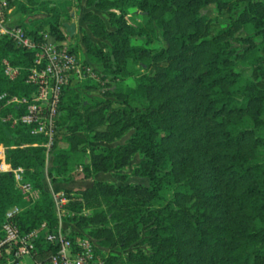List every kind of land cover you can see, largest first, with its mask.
Returning <instances> with one entry per match:
<instances>
[{"label":"trees","instance_id":"16d2710c","mask_svg":"<svg viewBox=\"0 0 264 264\" xmlns=\"http://www.w3.org/2000/svg\"><path fill=\"white\" fill-rule=\"evenodd\" d=\"M11 5L27 10L23 0ZM86 5L106 12V20L91 10L83 15L104 41L96 46L83 36L103 67L96 72L100 82L87 79L84 86L103 87L105 98L82 102L70 85L63 89L57 128L67 132V148L56 152L47 171L45 148L32 145L42 137L20 122L0 119L6 161L23 167L25 179L39 190L31 202L15 188L11 173L0 172V228L5 210L17 205L20 233L42 223L55 230L59 219L54 197L44 188L45 172L56 181L71 180L76 170L92 183L65 191L64 219L80 230L76 237L86 234L101 247L125 250L124 264H264V0H87ZM47 11L40 22L15 23L34 40L41 31L64 39L57 10ZM239 42L245 48L234 45ZM253 52L248 64L258 79L236 68ZM3 58L19 68L12 80L4 74ZM32 60V50L0 36V94L32 90L25 83ZM126 78L133 85H111ZM23 112L0 99V118ZM136 154L140 159L130 174L147 184L94 179L114 170L124 181L121 171ZM74 236L68 235L72 241ZM57 250L42 232L32 258L50 264ZM102 257L113 264L120 256Z\"/></svg>","mask_w":264,"mask_h":264},{"label":"built area","instance_id":"2783aa9c","mask_svg":"<svg viewBox=\"0 0 264 264\" xmlns=\"http://www.w3.org/2000/svg\"><path fill=\"white\" fill-rule=\"evenodd\" d=\"M15 0H0V36L11 39L17 48L32 50L33 60L25 78V83L32 86L26 95L0 94V99L6 105L24 107V112L15 116L8 113L1 116L2 121L12 125L20 122L29 126L32 135L42 137L40 143L45 148L47 161L52 148L56 145L59 130L57 119L59 103L63 89L73 81L87 78L100 82V78L92 67L84 64L72 51L67 41L55 39L48 32H40V40H34L26 35L20 25L12 22L10 15L13 10L11 3ZM4 74L14 79L19 74V68L12 66L6 58L2 59ZM6 147L0 144V172H9L13 176L15 188L24 194L27 200L33 202L39 198V190L33 188L25 179V171L21 166H12L5 158ZM58 215V225L55 230H48L45 223L39 228L24 234L20 233L14 222L21 208L11 205L4 212V221L0 228V264H18L23 258L30 257L35 249V241L44 232L47 241L57 244L58 250L50 259V264H91L94 261V243L89 237H76L72 241L63 232L60 221L59 204L53 194ZM33 264H39L33 261Z\"/></svg>","mask_w":264,"mask_h":264},{"label":"rangeland","instance_id":"374dc122","mask_svg":"<svg viewBox=\"0 0 264 264\" xmlns=\"http://www.w3.org/2000/svg\"><path fill=\"white\" fill-rule=\"evenodd\" d=\"M86 1L87 0H32V3H30L27 0H23V2L26 5L27 10L22 11L21 9L14 8L11 12L10 18L12 22L25 19V18L28 20V22H40L50 15V12L47 11L48 8H55L57 10L59 23L61 24L60 30L63 32V35L68 45L70 47L73 46L76 49L79 59L84 64H88L89 66H91L93 71L99 72V71H102L103 67L100 64L99 59L87 51V45L83 41V36L84 35L88 36L90 40H92L93 44H95L96 46H102L104 41L102 38L96 37L92 34L91 30L88 27V23L83 20V15L87 10H91L99 14L103 19L106 20V12L103 10L96 9L94 6H87ZM42 5H44V7H42ZM210 15L217 16L220 22H223L226 20L225 14H216V12L213 10H210ZM71 22L75 23V32L70 37L66 29L64 28L63 24L64 23L69 24ZM218 27H220V25L215 26V28H218ZM234 45L237 48H245V44L241 42L236 43ZM254 54L255 52L249 54L247 57L243 59H240L237 63L236 68L238 71H240V73L243 76L251 77L253 79H258L257 72L253 70L248 64L249 59ZM131 67L134 68L135 70H140L138 66H131ZM87 79H90V78H87ZM87 79H84V80L87 81ZM84 80H81V81L76 80L70 84L71 90L73 91V93H76L78 95V98L82 100V102H98L101 99L105 98L103 94V90H102L103 87L99 86L97 88H88L84 86L85 83H88V82H85ZM116 83H119L122 86H130V85H133V80L131 78H126L124 80H117L114 83H111V85L113 86ZM66 133L67 132L65 131V129H62L60 131L59 136L57 138L56 145L54 147V150L52 151L53 154H51L46 161V164H45L46 171H47V168L51 166L53 162L52 161L53 156L56 154V152L67 148V144L63 138V135H65ZM125 138L126 137L120 139L116 143L123 142ZM99 144L103 145L104 143H99ZM139 159H140V156L138 154L134 155L130 163L122 169L121 172L125 173V176H126L124 181L119 180L114 176V170H110L107 173H98L94 176V179L102 180L105 182H112L115 184H123V183L147 184V180L145 178H141L138 176L135 177L130 174L132 171L133 165ZM75 173H76V170H73L71 172V174L74 175L71 180H63L59 178L56 181H53L52 177L48 175L47 172H45L43 183H44V188L47 191H49L52 195L54 194L57 197V202L60 206L58 212L60 213V221H61V225L63 228V232L67 233V235L73 234L75 235L74 237L76 238L77 232H79L80 230L74 225L72 221L64 219L67 213V210L63 206L68 201L65 191L67 190L73 191L77 188H84L86 186H89L92 183V180L82 179L80 175L75 174ZM82 237H89V236L86 234H83ZM93 242L95 245L96 256L94 258V261L91 264H105L102 256L107 257L109 254H116L120 256L116 261H114L113 264H124V257L126 255L125 250L120 251V250L101 247L95 239L93 240ZM138 247L141 248L143 251L148 252L147 246L139 245ZM33 261H34L33 258L31 259L30 257H25L18 264H33Z\"/></svg>","mask_w":264,"mask_h":264},{"label":"water","instance_id":"95a60500","mask_svg":"<svg viewBox=\"0 0 264 264\" xmlns=\"http://www.w3.org/2000/svg\"><path fill=\"white\" fill-rule=\"evenodd\" d=\"M64 28L66 29V31L68 32L69 36L71 37L73 35V33L75 32V23L71 22V23H64Z\"/></svg>","mask_w":264,"mask_h":264}]
</instances>
